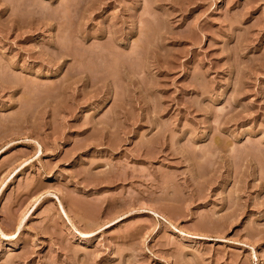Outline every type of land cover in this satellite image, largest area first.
Wrapping results in <instances>:
<instances>
[{
	"label": "rangeland",
	"instance_id": "1",
	"mask_svg": "<svg viewBox=\"0 0 264 264\" xmlns=\"http://www.w3.org/2000/svg\"><path fill=\"white\" fill-rule=\"evenodd\" d=\"M0 264H264V0H0Z\"/></svg>",
	"mask_w": 264,
	"mask_h": 264
}]
</instances>
